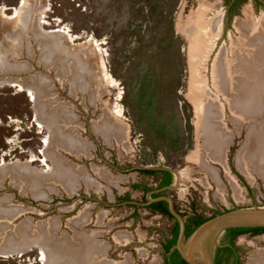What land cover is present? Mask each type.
I'll return each instance as SVG.
<instances>
[{"label": "rangeland", "instance_id": "374dc122", "mask_svg": "<svg viewBox=\"0 0 264 264\" xmlns=\"http://www.w3.org/2000/svg\"><path fill=\"white\" fill-rule=\"evenodd\" d=\"M201 3L219 6L225 24L216 51L194 62L182 26ZM230 4L0 0V76L14 77L0 79V264H72L69 247L77 248L81 237L105 246L102 256L111 264H163L162 246L175 219L149 208L153 194L171 200L180 216L208 219L264 205V167L259 174L238 161L241 151L259 146L258 136L250 140L264 115L238 122L233 101L219 98L228 147L221 161L204 150L199 160L203 141L194 93L209 86L197 75L213 80L215 56L232 34L239 35L234 24L245 7L264 18V0H240L232 10ZM38 31L50 40L41 41ZM247 50L255 56V48ZM246 71L237 70L230 85H240ZM58 129L78 144L66 148L57 141ZM5 166L17 170L8 173ZM149 169L171 171L173 184L157 190L161 177L144 173ZM236 244L242 264H249L253 252L264 249V233L240 235Z\"/></svg>", "mask_w": 264, "mask_h": 264}, {"label": "bare ground", "instance_id": "6f19581e", "mask_svg": "<svg viewBox=\"0 0 264 264\" xmlns=\"http://www.w3.org/2000/svg\"><path fill=\"white\" fill-rule=\"evenodd\" d=\"M221 12L219 6L201 3L200 9L193 13L182 26V29L188 34L192 41L194 62L195 60L199 62L198 59L207 60V58L216 51V45L218 40L221 39L225 24V17L224 14H220ZM210 13L214 15L210 16ZM243 13L244 18L236 20L234 24L235 30L239 35L232 34L229 46L225 45L221 48L218 55H216L217 57L215 56L216 66L213 65V80H211V76L206 77L197 75V80L204 81V79H206L208 81V88H212L209 91L208 88L204 90L202 86L198 89V92L194 93V95L197 96H195V98L198 99V104L201 106L198 108L200 110L199 127L200 134H202L203 146L200 150L201 154H199L200 159L197 157L200 162H202L203 159V150L211 157L210 159L221 161L223 159L222 157L225 156L224 153L222 155L221 152L228 147V144H224L225 139L222 135V133H227L225 127V117H227L225 112L226 109L225 104L220 102L219 98L222 99V97H226L229 101H233L232 105L235 111V120L238 122L247 120L249 117L264 115V18L258 19L255 17L252 9L248 6L245 7ZM246 30L248 31L245 32ZM247 35L249 37H247ZM250 48H255V56H252L253 49L247 50ZM237 61H241L238 67L236 64ZM194 66L197 68L196 63H194ZM242 69H247V71L243 73L241 80H239L240 85L236 82L231 86L230 84L233 78L238 73L237 70L240 72ZM208 71H210L209 68ZM247 74L251 77L250 81L245 79ZM107 79H109V77H106V80ZM3 80L5 81V79ZM210 82H213V86L218 85L213 89ZM20 86L22 85L20 84ZM39 86L43 88L40 83ZM115 112L118 113L117 110ZM57 134H59V140L57 141L61 140V142H63L61 144H66V148L74 141L67 135L68 133H63L60 129H58ZM255 136H258L259 143L257 145L259 146L254 151L247 149L241 151L238 156V161L240 166L245 168L246 171H250V167H253L254 170L259 169L257 172L260 174L261 169L264 167V122L253 131L250 142ZM77 144L76 142V144H71V146L74 147ZM223 144L224 147L222 146ZM254 170L253 172L256 173ZM261 176H263V174ZM233 188L236 192L235 194H238V188L235 185H233ZM4 209L3 205V210ZM4 211L0 212V216H2L1 213ZM25 231H27L26 228L20 233L23 234ZM43 235L45 238H51V235L48 233H43ZM11 237L18 241V237L17 239L14 235ZM89 238L90 237L82 240L81 237L78 239L77 244H75L77 248L74 246L69 247L73 249L72 252L74 253L72 264H111L105 261L104 256H102L105 254L106 247L98 245L91 240L89 241ZM13 241L12 239V242ZM4 246L0 248H4ZM58 250L59 252L61 251V253L66 252L63 249ZM249 264H264V249L257 248L249 258Z\"/></svg>", "mask_w": 264, "mask_h": 264}, {"label": "water", "instance_id": "95a60500", "mask_svg": "<svg viewBox=\"0 0 264 264\" xmlns=\"http://www.w3.org/2000/svg\"><path fill=\"white\" fill-rule=\"evenodd\" d=\"M47 35V33L38 31V36L43 42H45L47 38L50 40L49 38H51V36ZM43 37L46 38V40L43 39ZM8 74H10V72L7 73V75ZM7 75H1L0 79L3 77L10 79L14 78L8 77ZM3 168H5V171L8 173L16 172L17 170L10 166L2 167V169ZM39 174L42 175L41 173ZM173 176L175 180V175L173 174ZM7 178H11V175ZM2 187L3 184H0V188ZM157 201H167L170 213L180 224V233L177 244L171 249L170 253L178 251L188 264H215L214 258L216 250L223 247L221 240L227 230L239 228H264V205L242 206L226 209L220 214L212 216L202 225L197 227L189 237H186L184 218L177 214L172 201L165 197H160L158 199H153L151 197L150 203L148 204L150 205ZM10 254L14 253L10 252Z\"/></svg>", "mask_w": 264, "mask_h": 264}, {"label": "trees", "instance_id": "16d2710c", "mask_svg": "<svg viewBox=\"0 0 264 264\" xmlns=\"http://www.w3.org/2000/svg\"><path fill=\"white\" fill-rule=\"evenodd\" d=\"M238 6V3H235L234 8ZM144 173H147L149 175H155V176H160L163 177L165 176V179L160 183V189L170 187L173 184L174 181V176L171 172L169 171H164V170H156V169H149V170H143ZM135 189L143 188L146 192L150 191V188L147 186L140 187V186H134ZM129 196L125 197V200H128ZM162 197L161 194H153L152 198L153 199H158ZM149 208L154 211V212H161L162 214L170 217L171 219H175L174 216L170 213L169 208H168V203L166 201H157L149 205ZM220 214V212H215V215ZM183 218H188L190 217V220L193 224V228H188L186 230V237H189L194 230L202 225L204 222L208 220V218H204L202 215L195 214L192 216L188 215H181ZM179 232H180V224L179 222L175 219V224L172 229L170 237L167 238V243L164 246V253H165V264H188L178 253V251H174L173 253H170L171 249L177 244L178 237H179ZM252 233L254 235L258 234H263L264 233V228H239V229H230L227 230L225 235L223 236L221 240V244L224 246L226 244H229L230 246H225V248H218L216 250V254L225 251L229 257L233 256V249H234V241L235 239L243 234H248ZM216 264H227L224 262H219L218 259H216Z\"/></svg>", "mask_w": 264, "mask_h": 264}, {"label": "flooded vegetation", "instance_id": "af4514ba", "mask_svg": "<svg viewBox=\"0 0 264 264\" xmlns=\"http://www.w3.org/2000/svg\"><path fill=\"white\" fill-rule=\"evenodd\" d=\"M240 0H231V4H230V8L231 10L234 9V6H235V3H238L239 4ZM160 170H164V171H167L166 169H160ZM165 179V176L161 177L160 178V182H159V185H158V189L157 190H163V189H167L166 188H162L160 189V183ZM162 195V193H160ZM167 202V201H166ZM168 208H169V205H168ZM162 216H166L164 214H162L161 212H156ZM190 220V217H188L187 219L184 218V221H185V233H186V230L188 228H193L194 227V224L189 221ZM180 233V232H179ZM252 234V233H250ZM237 239V238H236ZM236 239L234 241V249H233V256L229 257L227 255V253L225 251H222L220 253H218V255L215 253V258H214V263L216 264V259H218L219 262H224V263H227V264H242V260H241V249L237 246L236 244ZM167 243V238L164 242V245L162 246L163 249H164V246L165 244ZM225 246H230L229 244H226L224 245L222 248H225ZM164 264H165V257H164Z\"/></svg>", "mask_w": 264, "mask_h": 264}]
</instances>
